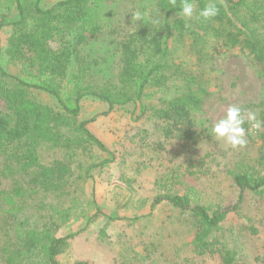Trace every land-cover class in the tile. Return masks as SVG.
I'll return each instance as SVG.
<instances>
[{"label":"trees","instance_id":"16d2710c","mask_svg":"<svg viewBox=\"0 0 264 264\" xmlns=\"http://www.w3.org/2000/svg\"><path fill=\"white\" fill-rule=\"evenodd\" d=\"M42 1L0 0V41L1 30L11 25L5 52L15 70L0 63V98L6 105L0 109V155L5 158L2 174H16L12 189L0 190V264H58L78 233L61 236L63 227L101 215L115 218L85 189L95 170L114 162V153L90 130L91 120L81 118L85 98L106 103L108 112L131 103L139 110L136 119L151 116L173 124L210 98L205 67L225 50L239 47L264 74V0H190L195 5L190 19L178 15L183 0H155L145 24L123 43L116 80L88 81L77 64L66 91L74 60L72 38L88 40L99 26L93 21L92 0H58L48 9ZM209 3L218 7V15L197 19ZM12 9L18 16L14 22L8 21ZM35 89L55 103L38 99ZM258 106L260 152L236 160L228 171L238 191L234 204L204 203L180 177L157 181L165 192L153 198L151 207L168 203L188 215L199 257L218 255L222 264L248 260L247 241L257 229L235 224L229 215L240 212L248 196L264 193V102ZM251 107L256 106L241 108L247 113ZM43 146L63 150L67 160L45 162ZM75 157L81 158L76 164Z\"/></svg>","mask_w":264,"mask_h":264},{"label":"rangeland","instance_id":"374dc122","mask_svg":"<svg viewBox=\"0 0 264 264\" xmlns=\"http://www.w3.org/2000/svg\"><path fill=\"white\" fill-rule=\"evenodd\" d=\"M56 2L43 0L41 7L48 9ZM91 7L99 30L83 42L72 38L74 60L66 91L77 64L84 67L88 81L103 84L116 80L123 43L145 24L155 9V0H92ZM136 12L143 20H132ZM8 16L10 22L18 20L14 9ZM12 31L11 25L5 26L0 41V63L9 72L15 71L5 52ZM205 71L210 98L178 123L151 116L136 119L139 110L131 103L108 112L104 102L91 97L82 101L81 118L91 120L90 130L114 153V162L95 170L85 189L96 197L107 216L115 218L101 215L89 223L78 220L63 227L61 236L78 233L71 239L69 251L58 257V264H222L218 255L195 254V229L187 214L168 203L151 207L153 198L165 192L157 181L167 177L183 178L204 203L234 204L238 191L228 173L230 166L236 160L255 158L260 152L262 127L250 130L249 124L244 126L248 143L235 149L209 134L213 123L232 104H255L249 111L258 119L262 108L258 105L264 102V74L258 64L237 47L216 56ZM34 92L41 101L55 103L48 94L37 89ZM5 107L0 98V109ZM41 156L45 162L67 160L63 150L50 146L41 148ZM79 159L75 157V164ZM4 164L5 158L0 155V190H11L16 174L4 176ZM229 218L235 224L257 229L247 241L248 260L244 264H264V193L260 198L248 196L242 210Z\"/></svg>","mask_w":264,"mask_h":264},{"label":"clouds","instance_id":"9594fccd","mask_svg":"<svg viewBox=\"0 0 264 264\" xmlns=\"http://www.w3.org/2000/svg\"><path fill=\"white\" fill-rule=\"evenodd\" d=\"M195 13V5L190 0H183L181 10L178 15L181 18H192ZM219 13L218 7L214 3H209L201 9L197 15V19L210 20L216 17ZM132 20H143L139 12L132 14ZM159 23V21H154ZM250 125V130H259L261 121L257 119V114L252 111L245 110L235 104L230 105L226 114L219 118L209 129V134L217 141H224L232 148L244 147L247 145L245 124Z\"/></svg>","mask_w":264,"mask_h":264}]
</instances>
